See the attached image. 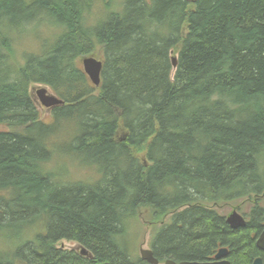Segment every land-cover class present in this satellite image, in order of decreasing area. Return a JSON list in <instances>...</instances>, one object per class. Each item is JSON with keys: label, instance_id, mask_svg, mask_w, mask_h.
Returning a JSON list of instances; mask_svg holds the SVG:
<instances>
[{"label": "trees", "instance_id": "obj_1", "mask_svg": "<svg viewBox=\"0 0 264 264\" xmlns=\"http://www.w3.org/2000/svg\"><path fill=\"white\" fill-rule=\"evenodd\" d=\"M40 24L51 35L15 64L13 37ZM32 84L63 101L50 122ZM230 203L250 205L245 226ZM139 218L160 260L227 247L264 264V0H0V264H137L123 238Z\"/></svg>", "mask_w": 264, "mask_h": 264}, {"label": "rangeland", "instance_id": "obj_2", "mask_svg": "<svg viewBox=\"0 0 264 264\" xmlns=\"http://www.w3.org/2000/svg\"><path fill=\"white\" fill-rule=\"evenodd\" d=\"M96 9V8H95ZM37 27L33 29L34 25L32 27H26L24 30H28L29 34L25 36V32H20L17 33L13 37V42H14V47L17 50V53L15 52L12 55V61L16 64L22 61L21 59V54L23 53L22 50H34L37 47H39V43H44L42 40L43 38L45 39V35H51L50 29L44 25H36ZM46 87L50 93H53L51 89L42 84H32L30 86V91L33 94V97L37 103L39 114H40V119L44 120L45 122H50L51 121V113L50 109H46L45 107H42L38 104L37 102V95L35 92V89L38 87ZM64 156L61 157H55V155L52 157L51 161L52 163L49 165L50 169H53L54 167H57L58 164L63 161L62 159ZM60 158V159H58ZM67 158V157H65ZM69 173L73 178H88L90 177L91 171L89 169H86L85 167H76L74 164H71V166H68ZM234 203H230L228 205H224L219 207V211L223 213L224 215H227L228 212L231 211V205ZM250 207L249 204H243L241 208H239V212L242 214L243 211H247L248 208ZM152 227L153 225L146 222L145 220L143 221L141 218L139 220H133L130 224H128V228L126 230V234L124 235L123 239H127L129 241V251L132 257L136 260L137 264H146V263H140V253L139 250L140 248H150V238H151V233H152ZM0 241L3 242L5 241L3 238L0 237ZM5 245V244H4ZM58 246L68 249V250H75L79 251L80 244L74 241H68V240H61L58 242Z\"/></svg>", "mask_w": 264, "mask_h": 264}, {"label": "water", "instance_id": "obj_3", "mask_svg": "<svg viewBox=\"0 0 264 264\" xmlns=\"http://www.w3.org/2000/svg\"><path fill=\"white\" fill-rule=\"evenodd\" d=\"M172 66L176 65V57L171 58ZM80 64L82 70L89 78L90 82L93 83L94 86H99L100 84V75L102 69V59L96 57L95 55H87L80 58ZM36 95L38 97L37 102L40 106L45 107L46 109H51L55 106L62 105L63 101L58 98L55 94L50 93L46 87H38L35 89ZM227 224L233 228H239L246 225L245 218L235 209L233 208L226 215ZM255 245L260 250L264 251V226L255 240ZM80 254L83 256L91 255L84 247H80ZM228 249L226 247H220L214 255V260L210 261H179L176 262L173 259H166L162 264H228V260L223 257L227 254ZM140 258L143 261H146L149 264H160L158 259L153 255V251L151 248H140L139 250ZM222 258V259H219ZM252 264H262L261 257H257L253 260Z\"/></svg>", "mask_w": 264, "mask_h": 264}, {"label": "flooded vegetation", "instance_id": "obj_4", "mask_svg": "<svg viewBox=\"0 0 264 264\" xmlns=\"http://www.w3.org/2000/svg\"><path fill=\"white\" fill-rule=\"evenodd\" d=\"M229 213V212H228ZM227 213V214H228ZM226 216V215H225ZM226 218V217H225ZM226 220V219H225ZM227 223V222H226ZM260 233V232H259ZM258 233V234H259ZM258 234H257V236H258ZM256 236V237H257ZM256 240V239H255ZM220 247H218V248H216V250L214 251V253L208 258V260H204V261H210V260H214V255H215V253L217 252V250L219 249ZM227 248V247H226ZM154 255V254H153ZM226 256H227V254L223 257L224 259H226L227 260V258H226ZM89 257V256H88ZM89 258H91V257H89ZM155 258H157V257H155ZM158 259V258H157ZM167 259H169V258H167ZM219 259H222V258H219ZM164 260H166V258L165 259H163V260H160V259H158V261H159V263L160 264H162L163 262H164ZM139 262L140 263H146V264H149V263H147L146 261H143L141 258H140V260H139ZM229 264V263H228Z\"/></svg>", "mask_w": 264, "mask_h": 264}, {"label": "bare ground", "instance_id": "obj_5", "mask_svg": "<svg viewBox=\"0 0 264 264\" xmlns=\"http://www.w3.org/2000/svg\"><path fill=\"white\" fill-rule=\"evenodd\" d=\"M173 57H175V56H173Z\"/></svg>", "mask_w": 264, "mask_h": 264}]
</instances>
